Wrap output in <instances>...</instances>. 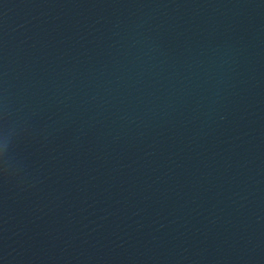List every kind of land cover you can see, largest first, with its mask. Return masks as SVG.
Returning <instances> with one entry per match:
<instances>
[{
    "label": "water",
    "instance_id": "1",
    "mask_svg": "<svg viewBox=\"0 0 264 264\" xmlns=\"http://www.w3.org/2000/svg\"><path fill=\"white\" fill-rule=\"evenodd\" d=\"M262 103L264 0H0V228Z\"/></svg>",
    "mask_w": 264,
    "mask_h": 264
}]
</instances>
